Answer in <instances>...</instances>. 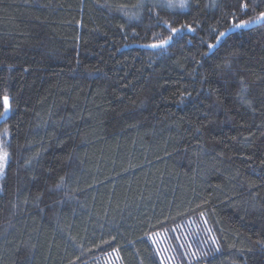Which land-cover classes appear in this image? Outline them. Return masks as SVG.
<instances>
[{"label":"trees","instance_id":"1","mask_svg":"<svg viewBox=\"0 0 264 264\" xmlns=\"http://www.w3.org/2000/svg\"><path fill=\"white\" fill-rule=\"evenodd\" d=\"M179 4L0 0V264H264V0Z\"/></svg>","mask_w":264,"mask_h":264},{"label":"rangeland","instance_id":"2","mask_svg":"<svg viewBox=\"0 0 264 264\" xmlns=\"http://www.w3.org/2000/svg\"><path fill=\"white\" fill-rule=\"evenodd\" d=\"M3 138H6L5 132L0 136L1 145ZM151 242L161 264H180V258L194 261L204 251L211 252L216 246L207 224L202 220L188 221L174 231L154 235ZM106 264H116L115 259L108 258Z\"/></svg>","mask_w":264,"mask_h":264},{"label":"snow or ice","instance_id":"3","mask_svg":"<svg viewBox=\"0 0 264 264\" xmlns=\"http://www.w3.org/2000/svg\"><path fill=\"white\" fill-rule=\"evenodd\" d=\"M186 6H187L186 0H180L179 7L180 8H184ZM169 7H175V5L172 4L171 2H169ZM244 7L246 8L247 5L245 4ZM259 19L260 20H264V12L260 13ZM249 23H251V22H249V21H240L238 23H235L233 25V28L234 29L245 28V27H247L249 25ZM191 30L192 29L189 27V31H191ZM171 31L175 34L179 30L175 29V28H172ZM225 36H226V33H224V32L219 33V35L216 36V38H215L217 44H219L221 42L222 38L225 37ZM171 39H172V37L168 38V40H171ZM167 43H168V41H161V43L159 45H152V47H162V46H164ZM208 47H209V49H212V48L216 47V45L209 44ZM0 100H2V105H3V111H0V121H2V120L7 118L8 113L11 111V107H10L9 97L7 95H4L3 97H0ZM7 157H8V153L7 152L0 153V172H2L3 169H4V166H5L6 161H7Z\"/></svg>","mask_w":264,"mask_h":264}]
</instances>
